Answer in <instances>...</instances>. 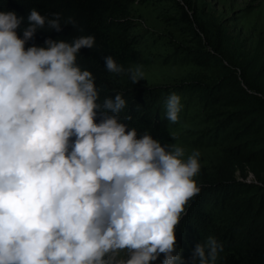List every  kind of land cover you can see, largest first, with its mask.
<instances>
[{
  "label": "clouds",
  "instance_id": "9594fccd",
  "mask_svg": "<svg viewBox=\"0 0 264 264\" xmlns=\"http://www.w3.org/2000/svg\"><path fill=\"white\" fill-rule=\"evenodd\" d=\"M0 10V264H185L176 226L201 188L200 153L139 133L120 117L121 93L100 100L96 77L78 63L92 34L27 41L75 21L33 7ZM18 29L22 35L18 34ZM104 67L145 73L108 54ZM179 119L181 97L165 100ZM100 117L97 120V117ZM224 246L199 241L188 264H217Z\"/></svg>",
  "mask_w": 264,
  "mask_h": 264
},
{
  "label": "trees",
  "instance_id": "16d2710c",
  "mask_svg": "<svg viewBox=\"0 0 264 264\" xmlns=\"http://www.w3.org/2000/svg\"><path fill=\"white\" fill-rule=\"evenodd\" d=\"M212 1L0 0V10L23 16L21 27L33 7L71 17L75 24L38 29L25 47L94 35L95 47H82L78 63L95 75L100 100L121 92L128 104L120 117L130 116L125 123L138 134L180 144L186 155L199 151L201 190L176 226L185 264L209 235L224 246L217 264H264V0L241 8L217 0L230 11L216 17ZM162 51L181 56L182 68L168 67L167 78L160 76ZM108 54L126 69L140 66L145 78L133 84L127 72H109ZM173 92L182 104L176 122L164 107Z\"/></svg>",
  "mask_w": 264,
  "mask_h": 264
},
{
  "label": "rangeland",
  "instance_id": "374dc122",
  "mask_svg": "<svg viewBox=\"0 0 264 264\" xmlns=\"http://www.w3.org/2000/svg\"><path fill=\"white\" fill-rule=\"evenodd\" d=\"M210 2V0H208ZM213 8L211 10V15L213 17L222 16L224 12H229L230 10L223 9L222 6L218 5L217 0L212 1ZM246 4V0H233L232 5L234 8H241L244 7ZM220 18V17H218ZM158 62H159V69H160V76L165 77L171 75L168 71V67H177L182 68L181 66V56L171 54L167 51H162L160 55H158ZM176 74V73H175ZM179 75V74H178ZM163 261V257L160 258ZM151 264H155V261H152Z\"/></svg>",
  "mask_w": 264,
  "mask_h": 264
},
{
  "label": "built area",
  "instance_id": "2783aa9c",
  "mask_svg": "<svg viewBox=\"0 0 264 264\" xmlns=\"http://www.w3.org/2000/svg\"><path fill=\"white\" fill-rule=\"evenodd\" d=\"M253 176L250 174L249 176H248V179H250V178H252Z\"/></svg>",
  "mask_w": 264,
  "mask_h": 264
}]
</instances>
